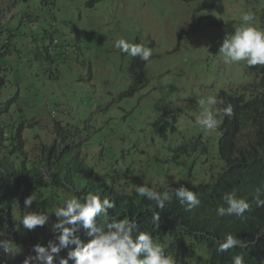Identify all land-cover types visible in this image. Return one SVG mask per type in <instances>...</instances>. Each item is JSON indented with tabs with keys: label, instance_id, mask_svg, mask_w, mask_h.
Instances as JSON below:
<instances>
[{
	"label": "rangeland",
	"instance_id": "obj_1",
	"mask_svg": "<svg viewBox=\"0 0 264 264\" xmlns=\"http://www.w3.org/2000/svg\"><path fill=\"white\" fill-rule=\"evenodd\" d=\"M2 1L8 7L3 17L16 12L11 0ZM203 1L30 0L40 17L30 29L31 45L46 37L55 47L48 57L50 69L40 72L47 95L37 98L40 138L28 131V150L40 152L42 140L50 145L58 137L57 123L62 127L67 123L69 131L78 134L71 135L65 147L82 145L81 153L90 164L97 163L99 172L112 162L116 165L107 175L125 171L123 167L134 162L135 170H127L121 181H130L131 189L150 181L159 190L190 171L192 164L176 165V160L184 159L175 158L177 148L203 135L212 145L211 159L200 163L195 176L201 181L216 177L212 166L218 161L220 130L201 131L195 123L201 111L197 101L261 80L260 65L226 63L219 48L225 34L240 24L244 11L254 12L256 26L264 28V0H223V12L197 10ZM22 5L27 6V0ZM121 37L145 44L153 53L147 83L128 96L124 93L135 85L133 57L115 47ZM162 116L171 123L176 119L178 130L169 124L162 135L156 129ZM252 137L246 133L244 141Z\"/></svg>",
	"mask_w": 264,
	"mask_h": 264
},
{
	"label": "trees",
	"instance_id": "obj_2",
	"mask_svg": "<svg viewBox=\"0 0 264 264\" xmlns=\"http://www.w3.org/2000/svg\"><path fill=\"white\" fill-rule=\"evenodd\" d=\"M11 2L16 12L3 17L8 7L0 0V240L11 241L19 252L8 254L0 249V264H23L26 257L35 255L34 245L47 246L50 240L58 243L60 233L51 227L57 219L53 214L55 208L73 195L81 197L90 192L115 202L116 207L109 210V215L117 222L125 217L135 218L137 231L151 233L153 239L165 247L166 254L174 258L175 264H232L235 254H242L245 264H264V207H257L254 200L257 189L264 199V66H261V80L241 86L233 93L222 90L218 95L224 103L217 107L223 108L230 103L233 114L224 118L219 128L218 161L212 166L216 177L201 181L195 176L200 163L211 159L212 145L203 135L177 148L175 158L183 156L184 159L176 160V165L188 167L192 164L191 169L184 171L180 178L170 180L172 185L158 191L184 185L198 194L199 207L186 211L173 196L164 209H157L154 201L135 193L136 186L131 189L130 181H121L127 170H135L134 162L124 166L125 171L121 169L107 175L116 163L112 162L104 172H99L97 163L90 164L88 157L81 153L82 145L65 147L71 135L78 134L69 131L67 123L66 127L57 123L58 137L53 143L48 145L42 140L37 154L28 150L27 132L32 130L36 134L34 137L40 138L37 128L41 111L37 98L46 95L40 72L41 68L50 69L48 57L55 46L47 42L46 37L42 43L31 45L30 29L37 26L40 17L30 7V0L27 6L22 5L23 0ZM215 9L224 11L223 0H204L197 10L211 12ZM210 15L207 18L218 23ZM147 63L133 57L130 70L135 85L124 93L125 96L147 83ZM169 124L173 131L178 130L176 119L171 123L164 116L156 122V129L164 135V127ZM246 133L253 136L247 142L244 141ZM144 184L153 188L150 181ZM232 191L250 203L244 218L216 214L219 206L226 207L225 193ZM32 194L35 197L32 210L47 212L50 219L43 227L29 231L20 220L29 211L24 201ZM153 212L160 216L156 223L152 219ZM108 222L111 220L107 216L97 218L100 225L106 226ZM227 233L237 235L243 247L217 251L216 241L223 240ZM77 235L85 243L91 239L82 227ZM66 256L67 249H62L55 264H59V257Z\"/></svg>",
	"mask_w": 264,
	"mask_h": 264
},
{
	"label": "clouds",
	"instance_id": "obj_3",
	"mask_svg": "<svg viewBox=\"0 0 264 264\" xmlns=\"http://www.w3.org/2000/svg\"><path fill=\"white\" fill-rule=\"evenodd\" d=\"M255 20L254 12L244 11L240 15V24L234 27V32L225 34L219 54L226 63L241 64L243 67L264 66V28L257 27ZM115 47L121 53L139 57L145 63L150 61L153 54L152 49L145 44L132 43L123 37L115 41ZM197 103L201 111L195 123L205 134L216 132L224 118L233 114L230 103L223 108L217 107L224 101L214 95L200 98ZM134 190L137 195L154 201L156 208L161 210L173 196L186 211L199 207L201 203L198 194L184 185L158 191L143 184L137 185ZM223 199L226 207L221 205L216 209V214L220 217L244 218L250 209L249 201L237 196L235 191L225 193ZM34 200L33 194L25 199V208L29 211L20 220V224L29 231L37 226L43 227L50 219L47 212L38 213L32 210ZM254 200L257 207H264V199H261L259 189L256 190ZM115 207V202L109 197L101 198V195L91 192L81 197L73 195L66 199L53 212L57 219L51 227L60 233L57 237L59 242L50 240L47 246L34 245L32 251L35 255L26 257L23 264H55L62 249H67V256L59 257V264H69V261L73 264H175L174 258L166 254L165 247L156 242L151 233L137 231L135 218L125 217L117 222L111 217L109 210ZM100 216H107L111 222L106 226L98 224L97 218ZM152 219L154 223L158 222L159 213L153 212ZM81 227L86 235L91 237L87 243L77 235ZM216 243V250L219 252H228L237 246L243 247L241 240L232 233H227L223 240ZM0 249L8 254L19 252L18 248L7 240H0ZM232 264H245L243 255H233Z\"/></svg>",
	"mask_w": 264,
	"mask_h": 264
}]
</instances>
